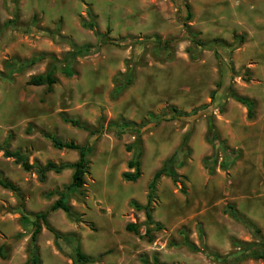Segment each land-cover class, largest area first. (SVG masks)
<instances>
[{
  "label": "rangeland",
  "instance_id": "1",
  "mask_svg": "<svg viewBox=\"0 0 264 264\" xmlns=\"http://www.w3.org/2000/svg\"><path fill=\"white\" fill-rule=\"evenodd\" d=\"M186 2L196 38L216 41L212 47L196 48L194 57L182 36L183 0H0V147L20 150L30 163L73 162L76 151L55 149L45 135L93 142L82 194L67 200L79 220L68 219L60 209L48 213V223L66 237L57 247L40 222L39 264H72L76 242L84 253L98 257L91 264H142L141 258L153 255L167 264H218L203 251L237 257L243 249L234 241L264 238V0ZM13 17L16 22L3 27ZM88 20L107 42L99 43L92 30L81 26ZM153 37L175 39L170 55L154 53ZM73 46L88 51L70 58ZM67 65L70 76L62 72ZM46 72L57 79L50 89L27 84L31 76ZM118 74H128L131 81L112 97ZM232 93L254 101L251 118ZM170 107L196 113L157 123L149 116ZM207 115L219 137L240 152L229 168L216 166L212 174L202 163L212 152L205 139ZM65 118L94 128L124 120L138 129L119 135L108 129L94 138ZM136 131L143 143L141 175L125 181L121 173L127 170L130 152L124 146ZM186 132L190 154L175 169L178 181L162 176L157 184L152 218L162 228L151 231V240L126 231L125 225L134 222L144 233V212L129 202L145 204L148 181ZM71 172H49L39 181L0 150V178L20 187L26 213L47 210L57 195L45 193L61 190ZM18 204L11 191L0 187V248H8L0 264H25L27 259L32 217H21ZM228 206L257 235L229 216ZM182 232L198 251L183 245ZM234 264H264V258Z\"/></svg>",
  "mask_w": 264,
  "mask_h": 264
},
{
  "label": "trees",
  "instance_id": "2",
  "mask_svg": "<svg viewBox=\"0 0 264 264\" xmlns=\"http://www.w3.org/2000/svg\"><path fill=\"white\" fill-rule=\"evenodd\" d=\"M183 7L185 14L182 22L184 27V34L182 36L189 40L190 46L188 48V52L191 57H194L196 55L195 52L196 48L212 47L215 45L216 41L213 40L201 41L196 38V33L193 30H191L190 26L188 25V21L191 18V11H190V6L186 2V0H183ZM15 22H16V17H13L11 20L6 21L3 27H6ZM81 26L92 30L93 33L96 35L99 43L107 42L106 40L101 39L103 34H101L97 30L94 21L92 20L82 21ZM152 40L156 44L154 47V53L162 54L164 56L170 55L171 48L169 44L171 41H175V39L162 41L159 38L153 37ZM218 45L225 46V44L223 43H219ZM87 51H88L87 47L73 46L69 54V57L71 58L74 57L75 55H81L83 53H86ZM19 63L20 62H17L16 65H19ZM62 72L65 76H70L73 74V71L68 65L63 68ZM130 81L131 78L128 74L116 75L114 78L113 89L111 92L112 97L118 96L128 86ZM56 82H57L56 77H54L50 72H46L44 74L31 76L27 81V84L36 85V86L45 85L47 88L50 89V87ZM231 97L245 107L246 116L248 118H251L253 116L254 101L251 98H248L246 96H239L233 93L231 94ZM195 113L196 110H193L191 114H187L185 112H181L177 110L174 107H170L169 111L161 112L160 114L157 115L149 114V116L155 120V123H157L158 121H164L176 117H185ZM64 120L68 121L69 123H71V125L75 127L87 131L90 137L93 136L94 138L97 137L104 130H108V129L114 130L117 135L122 133L125 129H129V128L133 130L138 129L133 122H127L124 120L110 122L104 128L101 126L99 128H94L89 125L79 123V121L74 119L71 120L65 118ZM45 136L48 139H50L52 146L55 149H67V150L76 151L77 159L73 162H55L52 160H47L44 163H37V162L30 163L28 161L27 155L22 153L20 150L9 149V147L6 144L0 147L3 157L12 158L16 164L20 165L23 171L34 173L39 181H44L47 173L49 172L59 173L64 169L72 170L70 181L64 186H62L61 190L54 189L45 193L46 197L57 195V198L50 204L48 209L45 211L35 212V213H26L25 210L23 209L22 206L23 196L21 194L20 187L9 179L0 178V187L11 191L15 195V197L19 200L17 211L19 212L21 217H24L25 215H29L32 217L33 230L30 233L29 241L26 248L27 259L25 264L40 263V252H39V246L37 244V235L41 230L40 222L49 232L52 233L54 243L57 247H59L58 244L59 240L64 239V237H66L62 235L60 232H58L56 229H54L48 223L47 215L49 212L60 209L64 212V214L68 219L73 221L79 220V216L71 209L67 200L71 194H79V195L82 194V191L80 189L84 184V175L87 173V169H88V163H89L88 156L93 149V142H91L90 140L85 142L84 144H79L72 140L62 141L61 139H59L54 135H45ZM188 136H189V132H186L183 135L178 146L172 151V153L167 158L163 160L161 166L157 170H155L154 173L152 174L146 186L147 192H146L145 204L141 205L135 200H130L129 202L130 206H132L136 210H143L144 212L145 219L142 223V225L144 226V233L140 234V230H139L140 225L134 222H128L125 225L126 231L141 237L145 236L147 237V239L151 240L150 238L151 231L162 228L161 224L159 222L154 221L152 218L153 205L155 204V200L157 197L156 194L157 184L162 176L169 177L174 184L178 181L179 175L177 174L175 169L182 167L190 154V148L188 146ZM205 139L211 144L212 152L211 154L205 156L202 159V163L204 168L210 174H212L215 171L216 166L222 169L229 168L240 155L239 150L231 148L230 146L227 145L224 139H221L219 137V134L215 129V126L212 122V118L210 115L206 116ZM124 149L126 152H130V158L126 162L127 170L121 173V178L125 181H135L141 175L140 158L143 153V143H142L141 133L136 131L133 140L130 143L125 144ZM219 153L222 154L220 161H218ZM261 165L262 168L264 169V153L262 155ZM183 189L184 188L182 183L180 190L183 191ZM227 213L233 219L251 228L254 234L257 235L258 230L254 228L249 221L239 216L232 208V206L227 207ZM182 237H183L182 238L183 245L186 246L190 251L199 250V248L194 243H192L187 239L186 235L183 232H182ZM233 244L235 246L242 245L243 252L237 257L220 256L208 250H204L203 254L205 257L215 261L218 264L222 262H228V264H234L238 260H242L246 258H253V259L264 258V238H262L259 235H257V241H252L249 243H240L234 241ZM0 257L1 258L5 257V253L3 252V247L0 248ZM70 259L72 264H91L94 263L98 259V257L90 256L84 253L81 250L79 244L76 242V244L73 246V254L70 257ZM140 261L142 264H167L165 262L160 261L154 255L151 257L150 260L144 257L141 258Z\"/></svg>",
  "mask_w": 264,
  "mask_h": 264
},
{
  "label": "water",
  "instance_id": "3",
  "mask_svg": "<svg viewBox=\"0 0 264 264\" xmlns=\"http://www.w3.org/2000/svg\"><path fill=\"white\" fill-rule=\"evenodd\" d=\"M7 246H3V252H6L7 251Z\"/></svg>",
  "mask_w": 264,
  "mask_h": 264
}]
</instances>
